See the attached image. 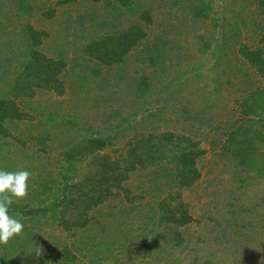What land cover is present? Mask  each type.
I'll list each match as a JSON object with an SVG mask.
<instances>
[{
  "label": "trees",
  "instance_id": "obj_1",
  "mask_svg": "<svg viewBox=\"0 0 264 264\" xmlns=\"http://www.w3.org/2000/svg\"><path fill=\"white\" fill-rule=\"evenodd\" d=\"M140 1L46 0L42 3L38 0H10L19 15L31 18L39 13L42 21L54 18L59 6H68L63 11L65 19L59 22L60 35L64 30L65 36L54 39L53 45H60L64 37L66 40L70 36L77 38L85 25L92 29L86 37H82L80 44L83 46L80 61L83 65L79 58L76 62L79 67L83 66L82 73L85 75L76 78L95 85L98 83L105 92L108 87L109 98L116 105L110 111L107 109L97 113L98 116L103 115L102 122L97 116L88 121L86 117L75 114L65 120L71 125L75 139L66 143L68 147L57 151L56 155L49 131L37 138L31 135L27 137L36 139L38 144L37 152L32 153L30 158L24 157L27 164L21 167L32 174L28 182L32 197L9 206V215L53 227V232L46 233L50 236L48 244L52 246L51 249L58 250L57 258H61L59 264H103L105 260H110L108 264H127L135 254L133 246L143 247L144 251L148 249L152 253L153 260L140 264H207L206 261L202 262L197 251L188 249L192 237L186 236V227L194 218L184 199V190L193 189L201 178L198 160L206 150L194 138L195 134L161 130L179 112L188 113V120L197 133L207 118L204 112L195 113L190 108L191 100L179 106L173 105L183 90L186 91L187 82L191 79L178 83V88L169 96L157 97L156 89L168 77L164 75L167 66H170L166 62L169 59L167 54L174 49L172 35L178 29L177 20L181 19L175 16L174 8L188 3V12L184 17L201 22L211 18L212 2L157 0L170 10L169 16L171 13L175 19L169 23L167 17V24L157 27L156 33L152 34L150 25L154 24L153 14L150 7L139 9ZM256 1L264 30V0ZM139 10L136 19L126 18L130 11L136 13ZM103 11L109 13L110 17L106 22L102 19L99 22L98 17ZM97 26L100 28L94 29ZM231 35L224 34L214 45L199 36V50L204 55L215 57L212 69L220 65L225 68L223 77L215 80L214 92L224 84L225 79V86L232 83L229 76L237 65L246 68L244 79L249 78V71L252 70L255 76L264 80V32L258 34L261 37L257 42H240L239 30ZM49 37L51 32L48 29L38 28L27 19L19 29H12L5 40L12 50L6 56L5 64L0 63V161L3 146L9 144L4 139H18L11 126L32 117L26 102L36 95L38 89L60 96L67 90H76L83 92V99L91 95L92 87L85 89L73 85L75 75L67 78L68 62L62 56V48H56L55 56L41 50L40 47H44ZM229 41L234 44L235 50L229 49L232 53L227 52ZM16 43H20L19 46ZM14 62L16 67L13 66ZM138 65L140 70L137 69ZM14 67L11 72L10 69ZM196 71L200 70L196 68ZM2 81H5V86ZM67 82H71V85L68 86ZM255 84L250 79L244 81L245 88L240 91L245 95L242 99L236 98L235 102L246 119L239 125L235 124L237 120L231 127L227 126V138L221 145V157L229 160L230 169L237 181L242 183L249 179L250 171L264 177V88ZM104 101L97 100V106L103 107ZM154 102L160 105L154 107ZM131 120L135 122L134 125H131ZM41 123L45 127L56 122L53 117H48ZM107 149L118 153L112 155L106 152ZM51 154V158L56 159L59 175L55 179L45 180L46 173V176H39L37 181L35 173L57 169L55 163L48 164L46 161ZM0 168L15 172V167L0 165ZM38 183L39 188L36 187ZM150 199L155 205L150 203ZM115 200H125V205L117 209V205H111ZM260 205L264 207V200ZM250 210L254 213L255 207ZM245 212L241 206L232 208L230 222L238 221ZM131 214L137 215L140 219H137V223L141 224L122 237L120 218ZM85 230L92 233L83 234L85 236L80 241L82 247L78 251H85L84 258L88 262L74 253V238ZM32 236L35 241L34 233ZM3 247L6 254L0 255V264H29L26 260L31 262L34 257L28 246L16 255L5 245ZM120 253L125 259L119 258ZM110 256L114 258L111 260Z\"/></svg>",
  "mask_w": 264,
  "mask_h": 264
},
{
  "label": "rangeland",
  "instance_id": "obj_2",
  "mask_svg": "<svg viewBox=\"0 0 264 264\" xmlns=\"http://www.w3.org/2000/svg\"><path fill=\"white\" fill-rule=\"evenodd\" d=\"M40 2H46V0H38ZM140 1L139 9L145 10L150 7L151 13L154 17V24L150 25L153 31L156 33V28L164 27L167 24V17L169 23L175 19L173 15L169 16L170 10L162 5L157 0H154L152 5L150 2ZM213 11L211 18L201 22H195L192 19H187L184 14L188 12L186 2L181 3L179 7L174 8L176 15L181 19L177 20L176 26H178L175 35H172L173 47L167 54L166 60L167 72L164 75L168 77L164 80L162 85H159L156 91V95L159 98L169 96L173 90L178 88V83L182 84L186 79H191L187 82L186 91L183 90L182 94L176 98L173 105L186 104L188 100L193 101L190 108L196 112H204L207 120L203 122L201 130L197 133L196 129L192 126V122L188 120V113L179 112L171 117V121L161 127V130H172L175 132H184L190 135H194L195 139H198L200 146L206 150V153L198 160V166L201 169L202 175L196 186L191 190H184V199L189 205L190 212L194 218L193 222L186 228V236H191L192 241L190 243L189 250L193 248L202 257V262L206 261L207 264H264V207L260 205L264 200V177H259L255 171H250L249 179L245 182H238L237 178L230 169L231 163L225 157H221V145L227 138L226 129L227 126L235 123L241 124L242 120L245 121L244 115L239 112V105L235 102L236 98L242 99L245 95L243 90L245 88L244 81L250 79L255 86L264 88V80L259 76H255L253 71H249V78L244 79L243 72L246 68L242 65H237V69L232 71L230 79L232 83L229 86L224 84L220 86L218 91L215 90V80L223 77L225 68L220 65L218 68L212 69V64L215 62V57L211 54L204 55L199 50L200 39L199 36H203L206 41L212 42L214 45L224 34H233L236 30L240 31V42H257L260 39V35L264 30L262 24H260L262 17L259 14L256 0H211ZM68 6H59L57 15L52 19H40L39 13L31 18H27V15L18 14L15 6L12 5L10 0H0V63L5 64L6 56L9 55L12 49L8 48L10 44L5 42L12 29H19L22 24H25L27 19L38 28H46L51 32V37L47 38L44 47H40L43 52L49 56H55L60 47L64 50L63 58L68 62L67 78L71 75H75L73 85L86 87H92L91 95L83 99V92H77L76 90L66 91L62 96L49 90H37L36 95L27 100L30 115L11 126V129L18 139L6 138L9 144L4 145V150L1 153L0 165L10 168L15 167V171L22 170L21 167L26 165L25 158H30L32 153L37 151L36 139H29L27 137L43 136L49 131L51 138L53 139L51 145L56 148L57 151H62L68 147L66 143L70 142L74 138V132L71 125L65 121L71 116H83L92 121L96 116L99 117V122H102L101 115H97L100 111H104L115 108L114 101L109 98L108 90L100 88L98 83L95 85L93 82L85 80H78V76H81L82 67L77 65L81 61L83 54V46L80 45L82 37L88 35V31L92 30L86 25L80 29L77 38L70 36L67 40H64L60 45H53V40L65 36V32H59V22L65 19L63 15L64 8ZM63 9V10H62ZM168 9V12H167ZM140 14V10L136 13L132 11L127 14V19H136ZM109 13L103 11L102 15H99V22L101 19L106 22L109 19ZM45 18V17H44ZM125 19V18H124ZM126 20V19H125ZM78 23H76V26ZM100 26L94 27L98 29ZM95 34V32H94ZM260 34V35H258ZM232 36V35H231ZM233 38V37H231ZM55 43V42H54ZM19 46L20 43H16ZM15 44V45H16ZM238 44L236 45V50ZM56 49V50H55ZM234 44L229 41L228 53H232ZM14 52H17L15 50ZM237 52V51H235ZM16 56L17 54H13ZM181 56V59H179ZM178 60H181L178 61ZM83 65V62H80ZM13 66H17L13 63ZM11 68V72L15 69ZM75 71L72 72V69ZM196 68L200 71H196ZM140 70V66L137 67ZM151 69V68H150ZM181 69V70H179ZM87 74H89L87 72ZM85 74L82 75V77ZM71 80V79H70ZM5 86V81L1 82ZM71 83V82H70ZM67 82V85L71 84ZM116 90V88L114 89ZM213 91V92H212ZM77 92V94H76ZM106 99V101H104ZM97 100L99 102H106L103 107L97 106ZM211 104V105H209ZM118 105V104H117ZM154 107L159 106V102H154ZM127 110V108L125 107ZM171 111V110H170ZM75 114V115H74ZM170 114V113H168ZM173 114V113H172ZM76 116V117H77ZM54 118L56 123L47 124L43 126L41 121L47 118ZM62 118L64 120H62ZM78 118V117H77ZM131 125H134V121L131 120ZM47 130V131H46ZM82 138V135H79ZM75 139V138H74ZM26 142L23 143V141ZM215 143V144H213ZM63 146V147H62ZM264 150V148H263ZM34 151V152H33ZM106 152L114 155L113 149H107ZM51 155H48L46 160L48 164L55 163L57 168L56 159ZM25 157V158H24ZM53 167V165H52ZM0 170H2L0 168ZM14 172V171H13ZM46 173L47 176H46ZM36 175V176H35ZM35 178L38 181L39 176H46L45 180L55 179L59 175V168L47 172L44 171L39 174L35 173ZM43 176V177H44ZM44 180V181H45ZM40 183V182H39ZM37 184L39 188L40 184ZM32 190L29 189L28 199H31ZM166 194L162 193V196ZM125 201V200H124ZM119 202L115 200L112 206L117 205V209L125 202ZM151 204H154L152 199L149 200ZM241 206L242 213L238 221L230 222V210ZM255 207L254 213L250 208ZM102 219V217H100ZM138 216L135 214L126 215L121 217L119 223L120 233L129 235L131 229L138 227L141 222L137 223ZM23 225V234L15 236L9 241L7 249L14 251L15 255L26 246L33 252V258L31 262L26 260L29 264H59L61 258L58 257V250L51 249L49 234L46 232H53V227L46 224H40L31 221L19 219ZM140 220V219H139ZM245 226L247 228H245ZM50 232V233H51ZM161 232L163 228L161 227ZM32 233L35 235V241L33 240ZM86 233V234H85ZM91 230H85L78 234V237L74 238L75 248L74 253L82 260L84 258L85 251H78L82 247L80 241L83 234H91ZM162 234V233H161ZM84 235V236H85ZM83 236V237H84ZM121 237V240H122ZM226 237L230 239L226 240ZM32 238L31 242H27ZM48 238V239H47ZM236 239H238L236 241ZM48 240V241H47ZM0 255L6 254V248L0 244ZM40 246L44 253L40 257H36L34 254L35 249ZM143 248V247H142ZM141 247L133 246L135 254L127 264H140L141 262H149L152 259L151 251L148 249L144 251ZM121 254V253H120ZM52 255V256H51ZM114 257L110 256L112 260ZM120 259H125L124 255H119ZM9 261L8 263H10ZM50 262V263H49ZM110 260L102 261L103 264H108Z\"/></svg>",
  "mask_w": 264,
  "mask_h": 264
},
{
  "label": "clouds",
  "instance_id": "obj_3",
  "mask_svg": "<svg viewBox=\"0 0 264 264\" xmlns=\"http://www.w3.org/2000/svg\"><path fill=\"white\" fill-rule=\"evenodd\" d=\"M31 173L27 170L15 172L0 170V244L7 245L15 236L23 234V223L9 215V206L25 200L29 196V179ZM44 250L38 246L34 254L42 256Z\"/></svg>",
  "mask_w": 264,
  "mask_h": 264
}]
</instances>
